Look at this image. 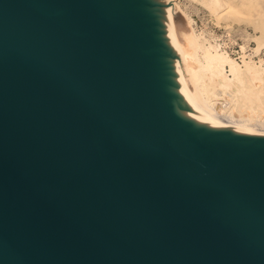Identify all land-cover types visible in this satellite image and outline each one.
<instances>
[{
  "label": "water",
  "instance_id": "95a60500",
  "mask_svg": "<svg viewBox=\"0 0 264 264\" xmlns=\"http://www.w3.org/2000/svg\"><path fill=\"white\" fill-rule=\"evenodd\" d=\"M153 6L0 0V264H264V139L178 119Z\"/></svg>",
  "mask_w": 264,
  "mask_h": 264
},
{
  "label": "rangeland",
  "instance_id": "374dc122",
  "mask_svg": "<svg viewBox=\"0 0 264 264\" xmlns=\"http://www.w3.org/2000/svg\"><path fill=\"white\" fill-rule=\"evenodd\" d=\"M147 1L155 6L146 10L157 22L158 26L153 28L158 33L156 38L162 40L163 45L165 37L162 22L160 23L162 19L158 15H165L171 5L173 9L177 6V10H181L189 22V30L201 48L198 52L200 60L204 62L206 58H221L227 61L222 73L230 82V88L220 89L217 85L214 86L215 96L211 97L213 106H217L223 116L232 117L233 120H247L252 125L257 122L264 123V85L257 86L255 79L248 74L245 76V68L248 66L264 78V0H227L233 8L225 12L214 0ZM156 8L158 9L154 10ZM164 8L167 9L163 12ZM181 21L183 27L188 28L183 18ZM229 63L235 67L239 66L244 73L242 85L233 80ZM171 73H165L167 80L170 79Z\"/></svg>",
  "mask_w": 264,
  "mask_h": 264
},
{
  "label": "bare ground",
  "instance_id": "6f19581e",
  "mask_svg": "<svg viewBox=\"0 0 264 264\" xmlns=\"http://www.w3.org/2000/svg\"><path fill=\"white\" fill-rule=\"evenodd\" d=\"M170 1L168 0V2ZM214 1L224 12L233 8V5L227 0ZM172 7L171 5L165 15L159 13L158 16L162 19L160 23L162 22L163 25L165 45L173 54V58L165 61V65L172 72L171 76L168 75L170 79L169 83L167 81V92L172 98V105L178 119L182 123L202 132L225 133L246 141L264 139V123L258 124L257 122L256 125H252L247 120L239 122L236 119L233 120L232 117L223 116L216 108L217 106H213L211 97L215 96L214 86L217 85L220 89L230 88V82L222 73L223 66L227 61L221 58L214 60L206 58L202 62L198 57L201 48L189 30V22L182 14L183 12L177 10V6H174V9ZM166 9H162L163 12ZM181 18L185 20L184 22H186L188 28L183 27ZM229 67L233 80L242 85L244 83V73L238 68L239 66L235 67L232 63H229ZM245 69V76L248 74L255 79L257 86L258 84L259 86L264 85V78L260 74L248 66Z\"/></svg>",
  "mask_w": 264,
  "mask_h": 264
}]
</instances>
